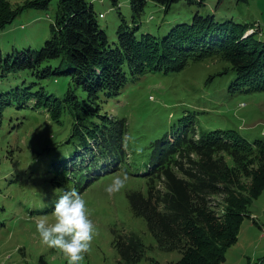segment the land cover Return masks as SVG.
Instances as JSON below:
<instances>
[{"label":"rangeland","instance_id":"obj_1","mask_svg":"<svg viewBox=\"0 0 264 264\" xmlns=\"http://www.w3.org/2000/svg\"><path fill=\"white\" fill-rule=\"evenodd\" d=\"M25 1L0 0V13L5 6L15 8ZM89 1L99 15L103 14L99 23L111 41L116 40L122 19L132 26L139 25L137 37L151 33L162 38L176 24L192 23L196 13L205 17L214 15L218 23L233 20L236 25H251L254 28L244 36L256 30L255 38L264 41V0L220 3L205 0L203 5L179 0L168 10L149 0L135 22L130 0H118L117 5L112 0ZM58 14L59 0H51L47 9L27 8L2 26V60L26 48H42L51 36V24L56 22ZM59 64L60 59H50L43 67L51 65L54 71H60ZM224 64L209 58L174 73L148 72L130 82L117 97L98 99L96 104L101 106L102 114L125 118L128 124L126 146L130 157L119 169L110 172L88 164L85 154L78 150L81 143L71 139L75 114L64 110L61 122L54 121L50 115V107L46 105L51 103L50 99L57 97L62 107L66 106L63 100L70 86L74 87L67 75L48 72L49 76L39 77L29 69L3 72L0 66V94L5 93L3 97L11 101L5 106L0 125V264H68L60 250L42 243L35 218L47 216L49 223H54L52 214L57 199L72 188L83 196L96 231L90 251L80 264H122L114 246L118 234L138 235L149 248L133 264L180 261L184 254L180 250L164 251L156 246L144 217L133 213L127 194L131 190L146 192L142 175L148 170L151 144L175 129L185 114L196 113L200 130L234 129L248 141L264 140V90H250L248 85H243L242 89L232 91L229 89L232 79L228 75L205 82L209 74ZM75 90L80 99L87 96L82 88ZM27 92L42 95L45 92L44 103L37 104L34 97L26 98ZM261 164L264 166L259 159L250 162L247 168L234 169L231 162V170L225 173L228 179L239 181L234 185L237 192L230 191L231 203L236 202L235 211H243V215L237 238L228 240L233 244L225 248V260L220 264H258L264 258V184L255 198L249 195L259 188L254 189L255 180L263 170ZM125 172L129 177L125 187L110 195L106 187ZM227 197L218 195L211 204L221 228L225 226V213L231 204ZM244 197H248L247 203Z\"/></svg>","mask_w":264,"mask_h":264},{"label":"trees","instance_id":"obj_2","mask_svg":"<svg viewBox=\"0 0 264 264\" xmlns=\"http://www.w3.org/2000/svg\"><path fill=\"white\" fill-rule=\"evenodd\" d=\"M50 1L27 0L15 8L5 6L0 13V28L27 8L47 9ZM112 1L118 4V0ZM148 1L130 0L134 22L141 17ZM151 1L168 10L179 0ZM188 1L205 3V0ZM99 16L103 14L99 15L89 0H59V14L42 48H26L3 60L0 57V66L3 72L29 69L39 77L60 73L72 80L74 87L70 86L63 100L66 106L62 107L57 97L46 105L57 122H61L64 110L75 114L70 137L81 143L78 150L85 154L87 163L102 167L104 172L119 169L129 159L128 124L125 118L102 114L96 102L101 97H117L130 82L148 72L174 73L215 58L225 64L209 74L206 83L216 76L228 75L232 91L242 89L243 85L250 90H264V41L255 38L256 30L244 36L254 28L251 25H236L233 20L218 23L214 15L205 17L196 13L192 23L176 24L166 36L158 38L151 33L137 37L139 25L132 26L122 19L116 40L111 41L99 23ZM50 59H60V71H54L51 65L43 67ZM79 87L87 93L85 98L76 94ZM4 95L0 94V125L5 106L11 103ZM26 96L43 104L45 92L43 95L27 92ZM179 120L175 129L151 144L148 170L142 175L146 192L131 190L127 197L133 213L146 220L158 248L184 253L180 261L169 264H220L225 260V248L233 244L228 240L237 238L243 215V211H235L236 202L231 203L230 191L237 192L234 185L239 181L228 179L225 173L231 170V162L234 169L247 168L250 162L259 159L264 162V140L248 141L234 129L200 130L195 112ZM262 169L255 180L254 189L259 188L250 192V197L255 198L264 184L263 165ZM218 195H228L227 202L231 203L222 228L211 208ZM244 198L247 203L248 197ZM114 246L122 264L140 261L149 249L135 234H118ZM153 264L159 263L153 260ZM258 264H264V258Z\"/></svg>","mask_w":264,"mask_h":264},{"label":"clouds","instance_id":"obj_3","mask_svg":"<svg viewBox=\"0 0 264 264\" xmlns=\"http://www.w3.org/2000/svg\"><path fill=\"white\" fill-rule=\"evenodd\" d=\"M128 179L126 172L118 174L105 190L110 195L118 192L125 187ZM52 215L55 222L51 224L47 216L35 218L42 243L60 250L67 257L68 264H80L89 253L96 234L81 193L75 188L65 191L57 199Z\"/></svg>","mask_w":264,"mask_h":264}]
</instances>
